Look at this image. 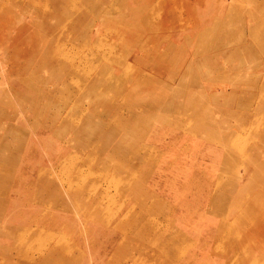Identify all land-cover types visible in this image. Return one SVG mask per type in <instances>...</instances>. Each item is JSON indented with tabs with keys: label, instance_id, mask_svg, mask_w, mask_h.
Listing matches in <instances>:
<instances>
[{
	"label": "rangeland",
	"instance_id": "rangeland-1",
	"mask_svg": "<svg viewBox=\"0 0 264 264\" xmlns=\"http://www.w3.org/2000/svg\"><path fill=\"white\" fill-rule=\"evenodd\" d=\"M0 119L24 264H264V0H0Z\"/></svg>",
	"mask_w": 264,
	"mask_h": 264
},
{
	"label": "crops",
	"instance_id": "crops-1",
	"mask_svg": "<svg viewBox=\"0 0 264 264\" xmlns=\"http://www.w3.org/2000/svg\"><path fill=\"white\" fill-rule=\"evenodd\" d=\"M26 131V128H23L20 125L12 124L7 121L3 122L0 119V154L2 156L8 155L10 150L19 152L20 147L16 149V142L24 141V138L22 139V136L23 134L24 136H26ZM12 142L13 145H11ZM3 177V175L0 176V179H2ZM12 197H14L13 193H9L8 191H0V264L26 263L25 247L22 242H18L19 237L17 236L22 227H25V224L19 221L9 222L7 218L10 207L12 206ZM29 255L30 254H27V257ZM73 257L74 256H55V249H52L49 251L48 255H40L38 257H34V259L38 260V264L46 261L52 262L54 264H59L60 262V264H73ZM60 258L63 262L60 261ZM53 259H55V261H53ZM33 264L37 263L33 262Z\"/></svg>",
	"mask_w": 264,
	"mask_h": 264
}]
</instances>
